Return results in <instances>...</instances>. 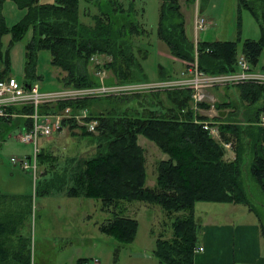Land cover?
Instances as JSON below:
<instances>
[{
    "label": "trees",
    "instance_id": "1",
    "mask_svg": "<svg viewBox=\"0 0 264 264\" xmlns=\"http://www.w3.org/2000/svg\"><path fill=\"white\" fill-rule=\"evenodd\" d=\"M7 1L24 10V14L13 23L3 13ZM80 1L0 0V68L4 73L12 72V46L26 38L23 81L28 84L40 81L44 89L57 87L44 84V77L37 72L38 54L42 50L50 52L52 66L66 72L65 75L57 76L58 83L60 81L62 85H98L100 82L91 57L99 53L113 57L105 65L109 66L108 69L111 67L117 81L141 80L139 73L143 71V66H140L141 62L135 55L134 41L126 37L125 30L131 37L134 33L146 35L149 31H145L138 20L132 19V11L124 9L118 0H107L106 4L102 0H84L100 9L99 13L90 16L89 22L83 20L90 13L84 9L81 12ZM240 3L251 10L261 27L260 39L247 38L242 48V53L252 65L258 67L262 57L264 60V0H240ZM124 16L122 27H118ZM181 16L179 0H161L158 35L167 43L174 56L191 62L196 57L195 45L190 49ZM28 32L30 36L27 38ZM199 43L197 58L202 70L221 73L237 69V41L213 40ZM96 67L104 68L99 64ZM260 68L264 71V61ZM238 86L240 95L236 101L214 103L219 109L227 106L235 108L218 125L223 141H231L233 144L231 137L237 139L234 159L227 160L223 144L209 135L202 125L193 121L191 91H172L169 92V98L175 105L167 109L164 106L158 110L145 109L132 113H119L114 109L90 112L87 120H98L97 133L85 125L81 126L83 136H93V139L83 148L85 156L71 159L77 163L74 170H71L73 185L69 186L68 192L77 197L100 199L107 210L119 208L120 202L124 200L160 205L166 215L172 218L170 225L173 232L170 238H157L154 255L163 264H194L195 249L199 246L203 232L202 218L196 217V203H235L252 208L243 180L245 165L249 166L264 190V125L257 124L264 117V85ZM136 95L140 94L115 96H121L122 100L140 98ZM86 105L87 99H82L42 105L41 109L43 112H59L66 106L79 109ZM202 106L209 107L210 104L202 103ZM22 111L28 113L29 108ZM242 113L243 117L236 116ZM197 117L200 120L208 119L203 114ZM31 123L29 118H0V129L12 125L10 130L17 124L28 129ZM75 126L74 123L72 127ZM140 135L155 142L167 155V158L157 162L156 182L153 186L147 185V159L145 148L139 143ZM42 149L40 156L43 152L49 155L53 151L52 143H43ZM21 196L24 198L28 194ZM1 214L0 264H29L25 242L22 244L23 250L19 248L13 254L6 246V241L17 234L18 222H23L24 213L21 218L13 213ZM138 225L136 218L115 211L113 218L102 223L100 228L122 242H131L135 239ZM85 262L88 259L78 260V264Z\"/></svg>",
    "mask_w": 264,
    "mask_h": 264
},
{
    "label": "rangeland",
    "instance_id": "2",
    "mask_svg": "<svg viewBox=\"0 0 264 264\" xmlns=\"http://www.w3.org/2000/svg\"><path fill=\"white\" fill-rule=\"evenodd\" d=\"M118 1L124 9L132 11V19L138 20L142 23L145 31H149V34L146 35L134 33L131 37L125 30L126 37L133 39L137 53L135 55L141 62L140 66H143V71L139 73L142 79L138 81L159 80L162 75V79H164L182 72L181 70L186 67L183 59L174 56L167 43L158 35L161 0ZM102 3L106 4L107 0H102ZM179 4L190 49L192 45H195V56L199 53L200 41H237L238 53L241 54L245 39L258 40L262 35L257 19L250 9L241 5L240 0H179ZM80 9L81 12L84 9L90 13V15L83 17V20L89 22L90 16L99 13L100 8L81 0ZM3 13L7 14L10 17V23H13L24 14V10L7 1L3 7ZM197 14L202 17L199 18L201 21L204 19L203 27L198 34H196L194 24ZM120 20L118 27H122L125 16ZM29 36L30 32H28L27 38ZM26 40L25 38L23 41L17 42L11 49V60L13 55L11 74L18 80L22 79L24 74ZM5 43H8V39L5 40ZM97 56L99 59H103V67L105 63L113 60V57L107 53H99ZM50 60V52L47 50L39 52L37 72L45 78L44 84L51 81L53 86L57 85L59 88L67 86L62 85L60 81L58 83L55 76L57 71L59 75H65L66 72L53 67ZM196 60H198L197 57L194 61L185 62L187 64ZM263 61L262 57L259 66L256 68H260ZM106 67L101 69L104 72V83L119 82L111 67L110 69H108L109 66ZM94 68H96L95 65ZM41 85L42 83H40L42 88ZM211 90L213 91H208V95L215 102L208 100L201 102L202 111L200 113L201 115L207 113L214 115H209L208 119L220 125L223 122L221 119H227L235 108L227 106L219 109L214 103H222L224 100L236 101L240 95V88L238 85H231ZM172 91L178 90L141 94L136 95L140 98L126 100L115 95L88 98L85 110L90 113L102 109H114L119 113L126 111L132 113L138 110L145 111V109L158 110L164 106V109H167L175 105L169 98V92ZM202 103L210 104V106H202ZM236 116L243 117V113ZM67 120L62 122V128L58 133L43 142L53 143V151L47 156L43 152L40 160L38 159L39 172L35 180L30 170H24L11 162L12 156L22 157L33 152L32 143L21 140V133L17 126L20 124L10 130L8 129L15 123L7 127L5 125L3 129H0V192H28V196L24 198L23 196H15L17 194H0V213H3L2 216L13 213L16 217L21 218V214L24 213L25 215L24 221L18 222L20 224L17 234L6 241L9 251L11 250L13 254L19 248L23 250L22 244L25 242L27 246L25 253L28 256L29 264H78L80 258H86L88 261L98 259L99 264H163L153 252L156 248V240L159 236L170 238L173 231L170 225L172 218L166 215L165 210L160 205L147 204L138 200H124L120 202L119 208L107 210L104 209L103 201L100 199L77 197L68 192L69 186L73 185L70 177L71 170H74L77 163L76 160L73 162L71 159L86 155L82 152L85 150L83 148L88 146L87 144L93 139V136H83L81 127L83 125L76 120ZM65 121H67L66 124H64ZM261 121L257 124H261ZM74 123L77 126L73 128ZM231 139L234 142V147L232 149L225 148L227 160H232L236 156L237 139L235 137H231ZM139 143L145 148L148 171L147 185L152 186L156 182L157 162L162 157L166 158L167 155L158 148L155 142L143 135L139 136ZM49 147L51 149V145ZM243 180L252 210L245 204L197 202L196 217L202 218V231L204 216L213 214L211 216L222 220L221 222L226 220L241 224L247 222L246 220H258V224L262 225L264 237V190L253 176L248 165L243 167ZM33 191H35V198ZM27 203L28 206L25 207ZM208 205L211 209L204 207ZM202 209L208 210L209 213L203 214ZM115 211L138 220L139 225L133 241L122 242L101 230L100 225L113 218Z\"/></svg>",
    "mask_w": 264,
    "mask_h": 264
},
{
    "label": "built area",
    "instance_id": "3",
    "mask_svg": "<svg viewBox=\"0 0 264 264\" xmlns=\"http://www.w3.org/2000/svg\"><path fill=\"white\" fill-rule=\"evenodd\" d=\"M202 18L199 14L195 17L196 34L203 27ZM198 53V52H197ZM197 57V55H196ZM100 84L94 86H64L53 89H42L40 83L35 81L27 85L12 74H5L0 68V118L12 119L15 117H27L31 119V126L21 133V140L33 145V152L29 156H12L11 162L19 165L24 170H30L34 179L38 175V159L41 153V144L58 133L62 128V122L74 119L88 127L90 131H96L98 120L91 119L86 108L73 109L66 106L59 112H43L42 105H50L67 101H77L86 98H97L113 95L149 94L157 91L190 90L191 108L194 111L193 121L208 131V134L220 141L226 148L232 149L231 141H223L217 123L211 120H200L197 115L202 111L200 103L203 101L215 102L210 98L208 91L213 88H221L239 84H262L264 85V71L256 68L243 54L237 55V69L232 72L208 73L199 67L198 60L189 63L181 72V75L167 77L148 82L134 81L124 83L105 84L104 72H98ZM207 97V99H206ZM214 107V105H212ZM20 109L17 111L16 109ZM29 108L28 113L22 110ZM261 124L264 125V117ZM34 198H35V191ZM199 247L196 251H202ZM84 264H99V260L88 261Z\"/></svg>",
    "mask_w": 264,
    "mask_h": 264
},
{
    "label": "crops",
    "instance_id": "4",
    "mask_svg": "<svg viewBox=\"0 0 264 264\" xmlns=\"http://www.w3.org/2000/svg\"><path fill=\"white\" fill-rule=\"evenodd\" d=\"M183 61L187 67L189 63L186 64L185 60ZM58 75L59 72L57 71L55 76L57 77ZM43 81H45V78ZM48 83L52 85L51 81ZM209 91L212 92L213 90L210 89ZM205 115L214 116L208 113ZM162 158L164 159V157ZM7 193L17 194V196L28 194V192ZM204 207L211 209L210 205ZM249 209L252 210V208ZM201 212L203 214L209 213L205 209H202ZM211 215L213 214L204 216L203 232L199 243L203 247V250L195 254L194 264H264V237L262 235V225L258 224V220H246L247 222L245 223L236 224L235 222H227L226 220L221 222L222 220L214 218Z\"/></svg>",
    "mask_w": 264,
    "mask_h": 264
},
{
    "label": "water",
    "instance_id": "5",
    "mask_svg": "<svg viewBox=\"0 0 264 264\" xmlns=\"http://www.w3.org/2000/svg\"><path fill=\"white\" fill-rule=\"evenodd\" d=\"M25 130H23V132H24Z\"/></svg>",
    "mask_w": 264,
    "mask_h": 264
}]
</instances>
